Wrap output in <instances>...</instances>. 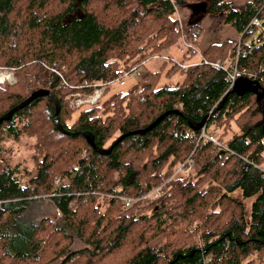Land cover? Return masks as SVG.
<instances>
[{
	"label": "trees",
	"instance_id": "trees-1",
	"mask_svg": "<svg viewBox=\"0 0 264 264\" xmlns=\"http://www.w3.org/2000/svg\"><path fill=\"white\" fill-rule=\"evenodd\" d=\"M191 2L0 0V68L16 78L0 84V117L35 91L52 94L0 124V141L35 139L34 173L22 182L1 158L0 143V264H264V95L228 90L226 71L213 63L231 62L230 42L208 46L185 73L174 64L166 75L179 67L177 86H158L162 73L149 72L146 84L105 94L80 112L66 104L71 94L90 95L182 39L191 42L199 24L184 32L177 16ZM209 15L223 16L240 34L237 65L264 90V41L248 42L246 30L254 18L264 26V0L242 7L208 0L201 20ZM56 102L66 133L55 126ZM164 113L154 129L124 138L108 154L82 136L90 133L108 150ZM207 116L202 129L189 128L187 120ZM201 131L232 153L200 140ZM162 184L159 198L125 207L123 199ZM235 192L254 198L249 213ZM43 197L62 225L24 220ZM69 232L81 249L70 250Z\"/></svg>",
	"mask_w": 264,
	"mask_h": 264
},
{
	"label": "rangeland",
	"instance_id": "rangeland-1",
	"mask_svg": "<svg viewBox=\"0 0 264 264\" xmlns=\"http://www.w3.org/2000/svg\"><path fill=\"white\" fill-rule=\"evenodd\" d=\"M207 1L208 0H192L191 3L194 5L193 7L191 6L183 7V9L187 11L186 15H184V20L186 22L185 29L190 28L191 26L196 25V24L200 25L201 22H203L204 19L201 20L202 13L206 7ZM234 1L236 3L239 0H234ZM236 5L237 4H234L235 7ZM181 13H182V10H181ZM179 18L180 16H178V19ZM211 20H212L211 22L208 21L207 23L204 24V27L202 30L205 31L206 27L209 25L208 27L209 32L213 34V37H214L212 43H219L221 40L220 38H224V35L221 30L225 29V27L229 29V30L226 29L227 31H232L233 37H230V38H233V39H230V38L226 39V40H229L230 42V48H231L230 54H231L233 52L235 45H237L239 42V38H238L236 31L225 23L224 17L221 15L212 16ZM179 21L180 23L182 22L180 19ZM198 28L200 27L198 26L197 29ZM198 31L195 30V32L193 33V37L191 39L193 41L192 44L187 43V41H180L181 48H178V44L180 43H178L177 46H174L176 48L177 54L179 55L178 57H176V59H173L172 57H169L166 55H162L161 54L162 52H160L159 54L155 56L157 58L154 57L153 59L149 60V61H155L153 64H157L160 66L162 65V68H161L162 70H160L161 71L160 73H162V75L158 82V86H162V85L177 86L181 83L183 79V75L179 71V67H177L178 69L174 71V74L171 77L166 75V72L174 64L180 63L179 66L181 67L182 65L183 66L198 65L199 62H201L202 56L200 55L199 53L200 50L197 47L198 39L200 35V32ZM201 36H203V34ZM259 40L264 41V26L256 28L254 32L250 35L247 41L257 42ZM187 45H191L194 51L191 49H188ZM165 58H167V61L165 60ZM2 70L8 71L9 74L13 72L12 70H5V69H2ZM157 70L153 68V72ZM145 71L147 72V69H145ZM187 71H184V73ZM12 75L15 77L14 73ZM4 84H8V83L5 82ZM132 85H133V81L129 80V81H126V84L124 86H119V84L118 85L116 84V85H111L112 87H107V86L102 87L103 95L106 94L108 96V95L113 94L116 91L126 92ZM82 109H79L77 111L80 112ZM77 111H73V112H77ZM0 143L3 147L1 158L8 164L9 167L13 168V170L15 171L14 175L20 182H22L27 177V174L34 173V160L32 156L35 154V148H34L35 139L21 137L18 141H14L10 138H6L0 141ZM164 185L165 184H163V186ZM159 196H160V193H159ZM232 197L238 201L240 200L243 201L245 210L247 213H249L250 207H251V204L254 198L242 200L239 192H235L232 195ZM41 218H49L55 221L57 224L62 225V222L60 221L61 214L59 211L55 209L51 200H49L48 197H43L42 199H34L33 202L29 204V208L24 215V220L28 222H36L37 220ZM69 233L72 236H74V243L70 247V250L74 251V250L81 249L83 247V244L80 241H78L74 233L72 232H69ZM58 263L59 262H55L53 264H58Z\"/></svg>",
	"mask_w": 264,
	"mask_h": 264
},
{
	"label": "built area",
	"instance_id": "built-area-1",
	"mask_svg": "<svg viewBox=\"0 0 264 264\" xmlns=\"http://www.w3.org/2000/svg\"><path fill=\"white\" fill-rule=\"evenodd\" d=\"M260 26H261V21L258 18L252 19V21L249 23L248 27L246 28L247 33L252 34L254 32V30L256 28H259ZM187 43L192 44L193 41L187 42ZM187 48L193 50L191 45H187ZM240 53H242V49L240 47V41H239L238 44L235 45V48L233 50V55L231 56V62L229 64H225V63H221V62L213 63V66L226 71L227 79L229 81L228 90H231L233 88L234 84L238 81H243V80L252 81V82L256 81V75L254 73H252L248 70H245V69H240L238 67L237 61H238V57H239ZM155 58H157V57H155ZM165 60L167 61V58H165ZM143 64H145V63H143ZM143 64L141 63L139 65L132 67L128 72L124 73V75L119 80H117L115 82H110L105 86L112 87L111 85H116V84L117 85L119 84V86H124L126 81L136 80V79H138V82L136 84H141V85L146 84V82L144 81V76L146 75V73L143 74L144 69L142 71V68H141V66ZM193 66H195V65H191V66H188V65L183 66L182 65L180 68L182 70L186 71ZM13 73L14 72L9 74L8 71H4V70L0 69V84L2 85L5 82H7L10 85L15 84L16 80H15V77L12 75ZM102 98H103V89L102 88H96L94 90V92L90 95H84L81 93L71 94L66 99V104L68 105V108L71 109L72 111H77V110L82 109L86 106L98 104L102 100ZM199 139L203 140L204 142L213 143L223 152L232 153L225 144L220 143L216 139V137H214L212 135H208L204 131L200 132ZM180 169L183 172H186L188 170V169H185V167H183V165L180 166ZM259 170L264 173V169L259 168ZM163 187L164 186L162 184L161 186L154 188L153 190H151L150 193L145 194L141 198L123 199L125 202V207L131 206L132 203H134L136 201H143V200H148V199H152V198H155V199L159 198V193L161 194Z\"/></svg>",
	"mask_w": 264,
	"mask_h": 264
},
{
	"label": "water",
	"instance_id": "water-1",
	"mask_svg": "<svg viewBox=\"0 0 264 264\" xmlns=\"http://www.w3.org/2000/svg\"><path fill=\"white\" fill-rule=\"evenodd\" d=\"M231 92L236 93V94H241V93H260L261 95H264V90L262 89V87H260L257 83L252 82V81H247V80H243V81H238L234 84ZM45 96H52V94L49 91H45V90H39V91H35L33 92L25 101L21 102L20 104L16 105L15 107H13L11 110H9L7 113H5L4 115H2L0 117V124L4 121H8L11 119V117L14 115L15 112H17L18 110H21L23 108H25L26 106H28L32 101L41 98V97H45ZM226 98V97H225ZM222 100L217 109L220 108V106L223 104ZM59 111H60V105L58 102H56V112L54 115V122H55V126L57 128V130H59L62 133H66L64 131V129L62 128V126L59 123L58 120V116H59ZM168 113H164L161 116H159L157 119H155L148 127H146L145 129H141L138 131H134L132 133H128V134H124L119 136L110 146V148L108 150H100L96 147L95 143H94V138L90 133L87 132H83L82 136L84 137L86 143L96 152L100 153V154H108L112 148L120 143L124 138L130 136V135H143L149 131H151L152 129H154L162 120L163 118L167 115ZM209 116H207L206 118H204L200 123L195 124L192 123L190 120L188 121L189 124V128L193 131H199L200 129H202L205 126V122L206 119Z\"/></svg>",
	"mask_w": 264,
	"mask_h": 264
},
{
	"label": "crops",
	"instance_id": "crops-1",
	"mask_svg": "<svg viewBox=\"0 0 264 264\" xmlns=\"http://www.w3.org/2000/svg\"><path fill=\"white\" fill-rule=\"evenodd\" d=\"M245 1L246 0H239V1H237L236 3H235V1H234V4H237L236 5V7H242L243 5H244V3H245ZM181 10H182V13H181ZM186 13H187V11H185L184 9H183V7L182 8H177V14H178V16H180V20L182 21L181 23L184 25H182L181 23V28H182V30L185 32L186 30H188L189 28H187V29H185L186 28V22H185V20H184V15H186ZM211 18H212V15H209V16H207L204 20H203V22H201V24L199 25V27L200 28H198L197 29V31L198 32H200V35H199V39H198V45H197V47L199 48V50H200V55L202 54V52L204 51V50H206L207 48H208V46H210V45H212V44H219V43H221V42H223V41H225L227 38H230V37H233V33H232V31H227V30H229V29H227V27H225V29H222L221 31H222V33H223V35H224V38H220L221 40H220V42L219 43H212V41H213V39H214V37H213V34H211L210 32H209V25L206 27V29H205V31L204 30H202L203 29V27H204V24L205 23H207L208 21H212L211 20ZM220 22V21H219ZM227 29V30H226ZM237 33V32H236ZM203 34V36H201ZM237 35H238V38H239V41H240V34H238L237 33ZM225 39V40H224ZM230 39H233V38H230ZM181 41H185V40H181ZM226 41H228L229 42V40H226ZM180 43V42H179ZM177 46V45H176ZM178 48H181V43L180 44H178ZM162 55H166V56H169V57H172L173 59H176V57H178L179 55L177 54V52H176V48L173 46V47H171V48H169V49H167V50H164V51H162V53H161ZM181 55H182V53H181ZM233 55V52L230 54V57ZM229 57V58H230ZM155 61H148L147 63H145V64H143L142 66H141V68H142V71H143V69H144V73L143 74H145V73H149V72H152V73H157V72H161L160 70H162L161 68H162V65L160 66V65H157V64H153ZM150 63V64H149ZM152 63V64H151ZM148 64H149V66H148ZM147 67H149V68H147ZM153 68H155L157 71H154L153 72ZM145 69H147V72L145 71ZM129 81V80H128ZM130 81H133V85H135L137 82H138V79H136V80H130ZM126 84V83H125Z\"/></svg>",
	"mask_w": 264,
	"mask_h": 264
}]
</instances>
